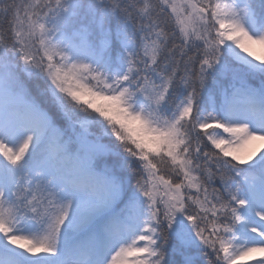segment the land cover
<instances>
[{
  "label": "snow or ice",
  "instance_id": "snow-or-ice-1",
  "mask_svg": "<svg viewBox=\"0 0 264 264\" xmlns=\"http://www.w3.org/2000/svg\"><path fill=\"white\" fill-rule=\"evenodd\" d=\"M255 254L264 0H0V264Z\"/></svg>",
  "mask_w": 264,
  "mask_h": 264
},
{
  "label": "rangeland",
  "instance_id": "rangeland-1",
  "mask_svg": "<svg viewBox=\"0 0 264 264\" xmlns=\"http://www.w3.org/2000/svg\"><path fill=\"white\" fill-rule=\"evenodd\" d=\"M259 259H264V257H261L259 254H255L254 258H246V264H256V261Z\"/></svg>",
  "mask_w": 264,
  "mask_h": 264
}]
</instances>
